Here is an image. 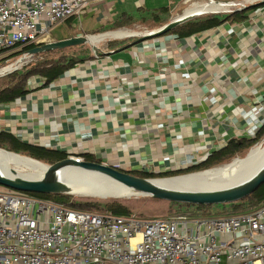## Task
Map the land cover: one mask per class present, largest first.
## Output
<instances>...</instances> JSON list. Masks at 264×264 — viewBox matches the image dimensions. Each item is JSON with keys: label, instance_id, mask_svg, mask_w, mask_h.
Returning <instances> with one entry per match:
<instances>
[{"label": "crops", "instance_id": "1", "mask_svg": "<svg viewBox=\"0 0 264 264\" xmlns=\"http://www.w3.org/2000/svg\"><path fill=\"white\" fill-rule=\"evenodd\" d=\"M146 1L97 0L59 24L72 33L50 32L45 43L102 34L122 17L134 18L122 28L140 23L132 12ZM244 8V19L190 35L81 45V54L69 53L79 62L58 79L47 84L31 77L26 94L0 102V132L128 172L156 174L199 164L229 141L253 137L264 123V4ZM185 11L151 19L153 29Z\"/></svg>", "mask_w": 264, "mask_h": 264}, {"label": "built area", "instance_id": "2", "mask_svg": "<svg viewBox=\"0 0 264 264\" xmlns=\"http://www.w3.org/2000/svg\"><path fill=\"white\" fill-rule=\"evenodd\" d=\"M95 1L0 0V57L45 43L55 25L81 16ZM256 1L194 2L226 7L210 14ZM31 57L26 53L22 64ZM0 264H264V205L229 216L145 218L0 192Z\"/></svg>", "mask_w": 264, "mask_h": 264}, {"label": "trees", "instance_id": "3", "mask_svg": "<svg viewBox=\"0 0 264 264\" xmlns=\"http://www.w3.org/2000/svg\"><path fill=\"white\" fill-rule=\"evenodd\" d=\"M263 4V3H259ZM163 10H166L165 8ZM247 9L240 11L226 12V13H210L199 16L197 18L188 20L176 26L170 32H177L181 35H190L192 33L209 29L223 24L226 21H240L244 19ZM71 19V18H70ZM156 13H153L152 20L159 22ZM133 17H122L116 20L111 25L103 27L100 32H107L124 27L125 25L132 24ZM95 34V33H94ZM35 44H29L22 48L12 49L11 51L3 52L4 56L0 57V62H5L13 57L27 53L34 48ZM59 53L57 57H50L52 53ZM33 60L24 65L22 68L15 70L5 75L3 84H0V102L7 103L23 96L27 93L28 81L31 77L38 76L45 80V83H50L58 79L62 74L73 67L79 58L72 56L68 53H63L61 50H52L49 52L38 53L33 55ZM264 139V123L257 129L256 133L251 138L233 139L218 151L213 152L204 161L196 165H190L183 169L171 170L165 173L156 174L145 171H132L129 172L135 176L144 178H161L171 177L176 175H185L195 173L203 170H208L211 167L228 163L236 157L249 151L251 147ZM0 148L20 155L28 156L30 158L42 161L47 164H53L57 161L64 160L69 157L66 152L58 149L47 148L37 144H28L21 142L13 134L7 132H0ZM86 161L100 162L96 158L88 154L80 156ZM20 169H23L22 167ZM30 196L35 198L51 200L74 209H94L103 208L104 212L110 211L119 216H130L133 213L131 209L121 199H108V200H80L69 201L72 199L71 194H55V193H29ZM153 200L166 201L170 207L169 211L172 216L174 215H188L191 217L201 216H229L239 213L250 212L262 205H264V183L252 194L247 197L231 203L224 204H195V203H182L173 202L168 200L157 199L149 197ZM102 213V212H101ZM171 217V216H170ZM148 218V217H145ZM151 218V217H150ZM156 218V217H154ZM166 218V217H157Z\"/></svg>", "mask_w": 264, "mask_h": 264}, {"label": "water", "instance_id": "4", "mask_svg": "<svg viewBox=\"0 0 264 264\" xmlns=\"http://www.w3.org/2000/svg\"><path fill=\"white\" fill-rule=\"evenodd\" d=\"M264 4V0L259 1ZM205 15L203 11H197L188 15L177 17L164 25L163 27L148 31L145 33H131L126 35L127 37H137L134 43L142 42L150 38L159 37L167 32L173 30L176 26ZM90 36H74L63 40L51 41L42 43L39 46H35L27 53L30 56L38 53L49 52L52 50L63 49L70 46L83 45L90 43ZM17 69V68H16ZM15 69V70H16ZM0 150L18 155L21 157L29 158L31 160L42 162L28 156L20 155L11 151L0 148ZM44 163V162H42ZM47 166L45 175L39 179H28L24 177L11 178L4 174L3 168L0 166V184L10 187L12 189L29 192V193H55V194H73V191L63 181L57 177V172L67 166H77L87 171H93L101 173L119 183H122L128 189L134 191V195H143L153 197L162 200H168L173 202L182 203H195V204H224L231 203L237 200H241L248 195L254 193L264 183V165L260 168L255 176L251 179L230 186L226 188L204 190V191H185L179 189H171L169 187L156 183L157 180L171 179L177 177L188 176L205 171L178 175L167 178H144L135 176L128 171L118 169L112 165H108L102 162H91L84 159L76 158V156H69L68 158L57 161L53 164L44 163ZM14 172L19 174L15 169Z\"/></svg>", "mask_w": 264, "mask_h": 264}, {"label": "bare ground", "instance_id": "5", "mask_svg": "<svg viewBox=\"0 0 264 264\" xmlns=\"http://www.w3.org/2000/svg\"><path fill=\"white\" fill-rule=\"evenodd\" d=\"M200 5L206 7L204 11L205 13L214 11L215 8H226L223 5L213 3L194 2L185 11L184 15L191 14V12L195 13L194 9ZM128 34H130V31L118 30L107 32L102 35H93L90 36L89 39L91 44H97L107 38H119L124 37ZM22 62V59L19 58L17 62L11 63L8 66H4L5 68L0 69V72L14 69L15 67L21 65ZM255 152L256 148L252 149L245 158H235L234 161L222 167H215L214 169L205 172L183 177L161 179L157 180L156 183L169 187L171 189H179L185 191H204L230 187L251 179L264 165V155L260 161H258L254 165H251L254 159ZM0 163H2V165L0 166L1 168H3L4 174L11 178L24 177L28 179H39L43 177L47 171V166L43 167L41 164L36 163V161L34 160L14 155L2 150H0ZM8 165L22 167L26 170H30L34 175H26L22 173L16 174L8 167ZM57 177L68 187H70V189L73 191V194L82 197H104L102 199L113 197L114 199H119L134 195V191L128 189L122 183H119L101 173L87 171L77 166H67L62 168L57 172ZM127 191H130L131 194L126 195L125 193Z\"/></svg>", "mask_w": 264, "mask_h": 264}, {"label": "rangeland", "instance_id": "6", "mask_svg": "<svg viewBox=\"0 0 264 264\" xmlns=\"http://www.w3.org/2000/svg\"><path fill=\"white\" fill-rule=\"evenodd\" d=\"M194 1H198V0H147L146 1L147 4L145 2L146 5L143 6V8H137L136 7L134 9L135 11H133V12L131 11L133 13V16L136 17V21L140 22V23H135L133 25H130L127 28H119V29H116L113 31L125 30V31L141 32V33L147 32L148 30L152 31V30H154L153 28H155L157 26V24L155 22H151L153 13H156L158 15V18H162L165 20L170 19L171 14L176 13L178 11L181 12V10L184 12L188 7H190V4ZM259 1L260 0H257L256 3H260ZM201 6H203V5L197 6L194 9V12H196V11H203L204 12L206 7H204V6L201 7ZM159 7H167V9L166 10L157 9ZM59 24H57V25H59ZM67 27L68 26L66 24H61L54 29L52 28L53 30L51 29L50 32L54 36H58L59 32H63L64 30H66V32L72 33V31ZM111 31H109V32H111ZM101 33L104 34L106 32H101ZM102 34L98 33V35H102ZM92 35H97V34H92ZM92 35H88V36H92ZM109 39H114V38H107L106 40L100 42L97 45H102L103 43H105ZM88 45H93V44L88 43ZM82 47L83 46H81V45H76V46H70V47H66V48L58 49V50H61L63 53H68V54L70 52H72V54L74 55L75 53L81 54V52H79L78 49H80V48L82 49ZM58 55H59L58 52L57 53L54 52V53L50 54L49 56L50 57H57ZM24 56H26V53H23L21 55L13 57L12 59H10L8 61L0 62V69L5 68L4 66H8L11 63L17 62L19 60V58H23ZM32 60H33V57L25 58L24 63L22 64V66L20 68H22L24 65L30 63ZM8 72L9 71L0 72V84H3L5 75H7ZM254 148H256V152L254 155L253 162L251 164V165H254L258 161H260L264 155V139H262L259 143L255 144L253 147H251L249 149V151H246L244 154L236 157V159L237 158H245L251 152V150ZM234 160L235 159H233L232 161H234ZM232 161L211 167L208 170L214 169L215 167L216 168L222 167L226 164L231 163ZM36 163L41 164L43 167L46 166L42 162L36 161ZM0 165H2V163H0ZM8 167L12 171H14L16 169L17 171H19V173L26 174V175H31V174L34 175L32 171L26 170L24 168L20 169L21 167H17V166H13V165H8ZM142 171H144V170H142ZM203 171H205V170H203ZM145 172H148V171H145ZM176 176H178V175H176ZM171 177H173V176H171ZM161 178H167V177H161ZM0 192H7V193H11V194H16V195H29V194H27V192L18 191V190L12 189L10 187L4 186L2 184H0ZM125 194L129 195L131 193H130V191H127ZM125 194H123V195H125ZM71 195H72V199H70L69 201H80V200H89V201L100 200V201H103V200H108V199H114L113 197L108 198V199H102L104 197H102V198H95V197L91 198L90 196L82 197V196H78L76 194H71ZM115 199H118V198H115ZM119 199H121L123 202H125V204L131 209V212L133 214H137V215L142 216V217L154 218V217H170V216H172V214L169 212V211H171L170 207L166 201L153 200V199L149 198L148 196H143V195H132L130 197H124V198H119ZM78 210H82V209H78ZM104 210L105 209H103V208H94V209H84L82 211L101 213V212H104ZM201 217H208V216H201Z\"/></svg>", "mask_w": 264, "mask_h": 264}]
</instances>
